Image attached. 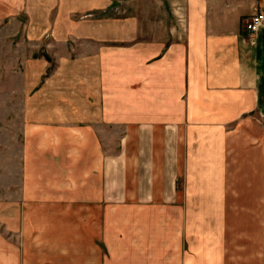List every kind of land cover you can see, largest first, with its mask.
Segmentation results:
<instances>
[{
	"label": "crops",
	"instance_id": "crops-1",
	"mask_svg": "<svg viewBox=\"0 0 264 264\" xmlns=\"http://www.w3.org/2000/svg\"><path fill=\"white\" fill-rule=\"evenodd\" d=\"M257 8L0 0L2 15L55 18L31 23L64 51L21 111L66 124L59 141L44 117L22 133L0 264H264V27L243 29Z\"/></svg>",
	"mask_w": 264,
	"mask_h": 264
},
{
	"label": "rangeland",
	"instance_id": "rangeland-1",
	"mask_svg": "<svg viewBox=\"0 0 264 264\" xmlns=\"http://www.w3.org/2000/svg\"><path fill=\"white\" fill-rule=\"evenodd\" d=\"M32 13L35 12H26L27 15L21 14L22 16L19 19L12 15H2L0 13V184L7 186H13L18 181L15 176L20 172L19 168L21 166L20 142L21 137H23L22 133L29 130L33 117L37 116L36 120L39 118L47 119V114L45 113H37L36 115L23 114L21 106L25 104L26 95L37 92L39 87L45 82L47 83V78L56 72L58 65L55 63L53 56L58 57L57 54L64 51L63 48L55 47L56 42L48 44L52 36L51 33L41 31L35 34L31 32L33 20H41L42 23H46L47 20L53 22L55 18L48 19L45 16H35V18ZM128 13L116 12L117 15H127ZM91 16L93 14H79L76 20H84ZM45 50L48 52L47 54H45ZM77 51L80 55L83 51L87 53V51L91 50L79 49ZM41 53H44L46 57L47 65H44L45 68L42 65H35V63L31 65L24 63L28 62L31 57L36 58ZM37 75H39L38 78ZM46 87L48 86L46 85ZM45 93L47 94V91ZM65 125L59 122L49 124L48 121L44 125L45 138L59 141L58 131L56 130L58 127H64ZM63 136L66 137L65 135ZM75 136H78V134ZM56 142L52 145H41V149L44 148V152H56V150L59 152V147L57 146L62 144L56 145ZM71 150V155L76 153L75 150ZM44 162L48 163L47 160ZM58 162L63 163L61 160H57ZM5 173H8V175H5Z\"/></svg>",
	"mask_w": 264,
	"mask_h": 264
},
{
	"label": "built area",
	"instance_id": "built-area-1",
	"mask_svg": "<svg viewBox=\"0 0 264 264\" xmlns=\"http://www.w3.org/2000/svg\"><path fill=\"white\" fill-rule=\"evenodd\" d=\"M264 27V10L257 8L243 21V29L247 34H256Z\"/></svg>",
	"mask_w": 264,
	"mask_h": 264
}]
</instances>
